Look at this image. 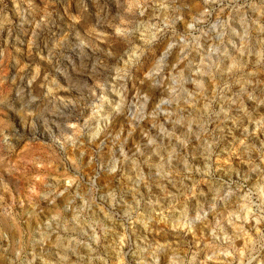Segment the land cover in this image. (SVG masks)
Listing matches in <instances>:
<instances>
[{
    "label": "rangeland",
    "instance_id": "1",
    "mask_svg": "<svg viewBox=\"0 0 264 264\" xmlns=\"http://www.w3.org/2000/svg\"><path fill=\"white\" fill-rule=\"evenodd\" d=\"M0 264H264V0H0Z\"/></svg>",
    "mask_w": 264,
    "mask_h": 264
}]
</instances>
